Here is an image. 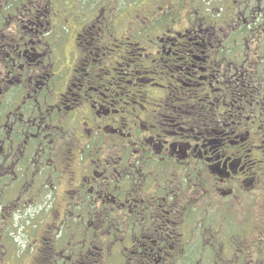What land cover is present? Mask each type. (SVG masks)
<instances>
[{
	"label": "flooded vegetation",
	"instance_id": "obj_1",
	"mask_svg": "<svg viewBox=\"0 0 264 264\" xmlns=\"http://www.w3.org/2000/svg\"><path fill=\"white\" fill-rule=\"evenodd\" d=\"M0 264H264V0H0Z\"/></svg>",
	"mask_w": 264,
	"mask_h": 264
}]
</instances>
